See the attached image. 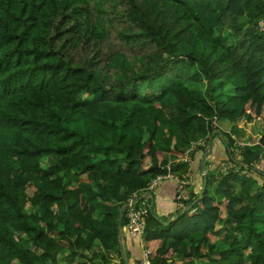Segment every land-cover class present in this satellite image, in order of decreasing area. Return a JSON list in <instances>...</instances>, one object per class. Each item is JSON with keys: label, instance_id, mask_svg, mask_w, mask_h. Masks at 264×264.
I'll return each instance as SVG.
<instances>
[{"label": "trees", "instance_id": "obj_1", "mask_svg": "<svg viewBox=\"0 0 264 264\" xmlns=\"http://www.w3.org/2000/svg\"><path fill=\"white\" fill-rule=\"evenodd\" d=\"M262 17L263 0H0V264H125L124 205L218 136L226 168L208 153L184 211L151 196L150 264H264Z\"/></svg>", "mask_w": 264, "mask_h": 264}, {"label": "crops", "instance_id": "obj_2", "mask_svg": "<svg viewBox=\"0 0 264 264\" xmlns=\"http://www.w3.org/2000/svg\"><path fill=\"white\" fill-rule=\"evenodd\" d=\"M209 155V169L213 170V165L218 163H222L225 160V150L223 145L219 140V136L213 138L212 145L210 148ZM180 160L176 159L174 162H178ZM217 162V163H216ZM223 164V163H222ZM186 169H181L176 173L170 174L163 178L156 187L152 190V193L147 194L149 205L151 203V199H153V206L156 216L161 217L163 220L173 218L176 214L177 208L174 204V196L177 190L178 182L185 183V189L187 192H192L194 194H198L202 189V172L200 170V160L192 159L188 165L187 174L184 172ZM183 181H180V180ZM152 196V198H151ZM144 198V196L142 197ZM151 198V199H150ZM124 238V250L127 254V259L133 260V258L141 259L143 254L144 247L137 241H131L126 235H123ZM146 248V247H145ZM127 249V250H126ZM126 256V255H125ZM131 264H138L132 261Z\"/></svg>", "mask_w": 264, "mask_h": 264}, {"label": "built area", "instance_id": "obj_3", "mask_svg": "<svg viewBox=\"0 0 264 264\" xmlns=\"http://www.w3.org/2000/svg\"><path fill=\"white\" fill-rule=\"evenodd\" d=\"M264 2V0H263ZM257 30L258 32L263 36L264 38V17H262L258 23H257ZM200 145H202L200 143ZM182 161L185 163L190 162L189 156L185 154L182 157ZM169 176V175H168ZM165 177H158L155 179L148 187V191H152L156 185ZM185 183L178 182L177 190H176V196L175 201L177 202L178 208H183V205L179 203L181 199H187V195L185 192ZM135 197V195H134ZM127 211H126V224L122 228V232L124 235L137 240L143 247L145 244H143V236L144 231L146 227V220L147 217L150 214V205L148 204L147 200L145 198L141 199L140 201H134L133 199H130L127 203ZM146 247V246H145ZM143 249V254L141 260L138 262V264H150V250L148 248Z\"/></svg>", "mask_w": 264, "mask_h": 264}, {"label": "rangeland", "instance_id": "obj_4", "mask_svg": "<svg viewBox=\"0 0 264 264\" xmlns=\"http://www.w3.org/2000/svg\"><path fill=\"white\" fill-rule=\"evenodd\" d=\"M113 43H114V39L111 40ZM216 125V123H215ZM237 127L239 129H241L242 131V134L237 137V142L240 144V145H243L244 143H247L249 140L248 138H250V140H257V135L259 134V130H260V127H261V120H254L253 122H246L245 119H240L237 123ZM221 128L225 131H228L229 130V126L227 123H224L223 125H221ZM210 147V146H209ZM211 150V149H210ZM234 153V152H233ZM222 163H218L216 165H213V168H219L221 169V171H224V169L226 168V165H225V160L222 161ZM217 163V162H216ZM259 168L260 169H264V159L263 161H261L259 163ZM217 171V170H216ZM215 173V171L213 172ZM217 174V172L215 173ZM186 194L188 193L187 190H185ZM222 210V214H223V219L225 218V213H224V210H223V206L220 208ZM185 208H182V211H184ZM227 240H232V237L227 239Z\"/></svg>", "mask_w": 264, "mask_h": 264}, {"label": "water", "instance_id": "obj_5", "mask_svg": "<svg viewBox=\"0 0 264 264\" xmlns=\"http://www.w3.org/2000/svg\"><path fill=\"white\" fill-rule=\"evenodd\" d=\"M212 140H213V137H211L209 139L210 146H211ZM208 153L209 152L206 150L205 153L203 154V157H202L201 161H200V170H201L203 176L205 175V168H204L203 162H204V159L206 158V156H208ZM124 207H126V205H124ZM117 230H118L119 233L122 230V217H121V215L118 218ZM117 250L120 251L121 256H122V258L124 260V263L128 264V262L126 260V256H125V252H124V248H123V244L122 243H119L118 247L115 248V251H117Z\"/></svg>", "mask_w": 264, "mask_h": 264}, {"label": "clouds", "instance_id": "obj_6", "mask_svg": "<svg viewBox=\"0 0 264 264\" xmlns=\"http://www.w3.org/2000/svg\"><path fill=\"white\" fill-rule=\"evenodd\" d=\"M179 161L183 162V161H182V158H181ZM179 161H178V162H179ZM121 231H122V230H121Z\"/></svg>", "mask_w": 264, "mask_h": 264}]
</instances>
